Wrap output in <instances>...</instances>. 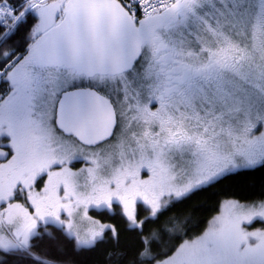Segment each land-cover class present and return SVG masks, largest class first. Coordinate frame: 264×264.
<instances>
[{
  "label": "snow or ice",
  "instance_id": "1",
  "mask_svg": "<svg viewBox=\"0 0 264 264\" xmlns=\"http://www.w3.org/2000/svg\"><path fill=\"white\" fill-rule=\"evenodd\" d=\"M261 169L264 0H0V264H74L57 233L91 251L117 237L105 214L139 236L112 264H264V199L226 201L195 239L145 230Z\"/></svg>",
  "mask_w": 264,
  "mask_h": 264
},
{
  "label": "trees",
  "instance_id": "2",
  "mask_svg": "<svg viewBox=\"0 0 264 264\" xmlns=\"http://www.w3.org/2000/svg\"><path fill=\"white\" fill-rule=\"evenodd\" d=\"M15 42H20L19 36L16 37ZM228 198L245 202L264 199V169L254 171L242 178L224 179L194 193L182 202L170 205L169 210L159 219L158 223H147L145 230L152 232L161 226L170 227L169 221L179 220L184 225L181 232L183 239L194 238L207 228L211 219L219 212L222 203ZM138 215L140 219H144L147 212L138 208ZM97 218L115 227L117 237L113 238L110 232L106 233L103 242H99L93 250L76 252L73 248L74 242L65 240L57 233L63 252L71 257L74 264H112L108 259V254L114 251L128 253V258L131 259V253L135 252L138 247L137 231L132 230L127 220L119 214H105ZM184 232L187 234L184 235ZM34 244L36 247L33 251L43 260L50 259L55 252L54 242L49 241L47 237L34 241ZM0 258L3 257L0 256ZM10 264H36V261L32 257L16 255L10 259Z\"/></svg>",
  "mask_w": 264,
  "mask_h": 264
},
{
  "label": "rangeland",
  "instance_id": "3",
  "mask_svg": "<svg viewBox=\"0 0 264 264\" xmlns=\"http://www.w3.org/2000/svg\"><path fill=\"white\" fill-rule=\"evenodd\" d=\"M83 166H84L83 164H78V165L76 166V168H74V170H78L79 167H83ZM142 178H147V177L144 176V174L142 173ZM228 200H237V199H234V198H228V199H226V200L222 203L219 212H218V213H217V214L211 219V221L209 222L207 228H206V229H205L200 235H203V233H204L205 231H207L208 227L210 226L211 222L214 220L215 217L221 215V212H222V210H223V205H224V203H225L226 201H228ZM237 201H239V200H237ZM239 202H241V203H250L251 201H247V202H245V201H239ZM147 215H148V213H147ZM102 222H103V221H102ZM104 223L109 224V223H107V222H104ZM127 223L129 224L128 221H127ZM129 225H130V224H129ZM261 226H262V225H261L260 223H258V222H254L253 226L250 227L249 230H250V231H252V230H256L257 228H260ZM200 235H198V236H200ZM198 236H196V237H194V238H191V239H195V238H197Z\"/></svg>",
  "mask_w": 264,
  "mask_h": 264
}]
</instances>
